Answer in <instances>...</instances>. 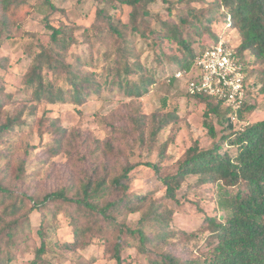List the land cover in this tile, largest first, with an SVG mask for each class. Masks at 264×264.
Returning <instances> with one entry per match:
<instances>
[{"label": "rangeland", "instance_id": "rangeland-1", "mask_svg": "<svg viewBox=\"0 0 264 264\" xmlns=\"http://www.w3.org/2000/svg\"><path fill=\"white\" fill-rule=\"evenodd\" d=\"M168 1L170 4L159 0L149 7L159 16L153 19L151 28L157 27L160 18L178 20L183 5L179 4V0ZM28 4L30 7L20 16L22 27L12 28L10 35L0 39V97L1 93L12 97L3 107L0 122L20 116L19 125L6 135V144L0 147V180L10 185L19 198L18 202L24 204L21 213L13 216L23 223L18 231H13L14 243L7 244L5 237L0 239L2 256L10 255L13 258L11 264H29L41 246L39 231L42 230L47 251L40 264H117L113 259L117 240L108 225L103 224L102 230L90 233L86 247L65 250L62 245L73 241L76 218L77 224L84 226L87 212L63 201L48 202L32 210L34 202L30 198L42 200L46 194L58 190H65L67 196L73 197L82 182L92 174L103 176L108 173L113 176L129 163L135 169L125 182L126 193L131 197L147 196L148 205L152 202L158 206L168 222L167 228L161 230L149 225L144 227L150 236L163 232L167 234L162 242L147 244L149 254L143 253L137 240L131 238L122 249L123 264H151L165 252L182 259L204 262L211 245L207 241L208 232H199L200 227L209 216L219 220L225 216L217 208L218 185H199L197 177H188L174 201L166 198V188L160 177L175 174L179 161L196 141L203 149H209L222 135L264 121V95L255 93L252 96L250 105L254 110L246 115V122H239L230 115L226 116L223 124L213 118L218 136L212 140L204 127L206 105L186 95L187 83L194 73L168 80V74L176 66L170 63L159 66L147 46L148 42L137 38L135 44L141 51L143 66L155 70L157 74L155 84L142 98H129L122 92L104 87L98 96H93L81 107L70 103L36 102L33 90L25 85L24 79L34 54L48 43L47 21L59 25L61 20L78 28L74 33L78 41L71 48L68 61L77 64V57H80L82 64L79 67L84 72L106 70L111 58L105 54L107 47L104 43L116 45L117 40L103 25L101 35L84 33L95 23L99 8H110L109 2L28 0ZM186 4L196 8L207 5L205 0L188 1ZM170 5L174 7L173 16H169ZM117 10L108 11L127 18L128 9L117 7ZM227 24L226 15L219 12L218 20L212 25V34L204 33L201 38L186 30L185 36L193 42L196 52H202L220 41L237 47L240 44L239 35ZM169 48L165 49L168 56H176V47ZM248 58L254 61L250 55ZM254 68L258 72L261 66L254 62ZM47 78L50 79V76L47 75ZM165 101L166 106L163 105ZM169 112H176L177 120L164 128L157 140L151 143L152 118L165 117ZM140 116L141 127L138 124ZM54 125L65 129V133L55 131ZM226 150L232 155L236 153L234 147L224 145L223 151ZM147 163L157 166L160 173L145 165ZM122 195L123 192L112 187L106 192V199L114 201ZM115 218L118 224L131 229L140 227L141 213L118 212Z\"/></svg>", "mask_w": 264, "mask_h": 264}, {"label": "trees", "instance_id": "trees-1", "mask_svg": "<svg viewBox=\"0 0 264 264\" xmlns=\"http://www.w3.org/2000/svg\"><path fill=\"white\" fill-rule=\"evenodd\" d=\"M95 1L98 4L109 2L108 10L118 12L117 7H120L129 11L127 18H123L118 14H111L106 8H99L95 23L84 31L85 34L96 32L98 36L102 33L103 25L116 38V45L110 46L103 42L107 47L105 54L110 56L111 64L103 72L96 73L82 71L79 67L82 64L80 57H77V64L70 63L68 58L71 48L77 44L74 33L78 28L61 20L59 25L47 21L45 27L49 33L48 43L46 46L42 45L34 54L32 65L24 79L25 85L33 90V100L36 102L70 103L81 107L93 96H98L104 87L122 92L129 98H142L155 84L157 74L155 70L143 66L141 51L135 44L137 38L148 42L147 46L155 55L159 66H166L167 63L176 66L168 74V80L176 78L178 73L190 76L196 71V60L203 51H195L193 42L186 38L185 31L190 30L201 38L204 33L212 34V25L218 20L219 12L226 15L227 26L239 35L240 44L236 47V53L245 65L248 77L253 78L257 88L255 93L264 95V0H205L207 5L203 8L184 5L193 0H179L183 8L180 9L178 20L160 18L157 27L153 28L150 25L159 16L149 7L159 0ZM162 2L170 4L168 0ZM29 7L28 0H0V39L9 34L12 28L22 27L20 16ZM173 9L171 5L168 7L169 16H173ZM169 47H176V56H168L165 49H170ZM254 62L261 66L258 72L255 71ZM255 93L248 94L244 108L238 113L239 122H246V115L253 112L250 100ZM186 95L206 105L204 127L212 140L217 139L218 132L212 120L217 118L218 123L223 124L229 111L212 97ZM11 99L9 94L1 93L0 121L3 107ZM163 105L166 106L167 102ZM141 118L138 117L139 127L142 125ZM177 118L176 112H169L165 117L154 116L149 133L150 142L154 143L160 132ZM19 119L20 116H17L0 122V147L6 144V135L19 125ZM52 127L58 133H65V129L55 125ZM224 145L234 147L236 153L232 155L227 150L223 151ZM145 165L160 173L157 166L150 163ZM104 168L106 169V165ZM134 169L135 166L128 163L113 176L108 173L103 176L92 174L82 182L73 197L67 196L65 190H58L46 194L42 200L30 198L34 202L32 210L48 202L63 201L87 212L84 226L77 224L76 218L73 241L62 245L65 250L86 247L89 245L86 240L88 235L102 230L105 224L112 229L117 240L113 256L117 264L124 263L122 249L130 243L131 238L137 240L143 253L149 254L146 250L147 244L162 242L167 234L163 232L150 236L144 227L149 225L150 228L161 230L167 228L168 219L165 213L159 212V207L154 203L148 205L147 196L131 197L126 193L125 182L129 180ZM21 171L22 166L19 167V172ZM188 177H197L199 185H218L217 208L224 213V219L209 216L200 227L199 232H208L207 241L211 245L204 262L182 259L165 252L151 264H264V121L222 135L209 149H203L196 141L179 161L177 172L160 177L166 188V198L176 201L178 191ZM112 187L123 192L114 201L106 199V192ZM18 200L11 186L0 180V239L5 237L7 244L14 243L13 231H18V227L23 225L19 219H14L24 207ZM118 212L141 213L140 227L131 229L118 224L115 218ZM39 234L42 243L35 259L29 264H40L47 251L45 235L42 230ZM2 254L0 246V264H11L13 258L10 255L3 257Z\"/></svg>", "mask_w": 264, "mask_h": 264}, {"label": "built area", "instance_id": "built-area-1", "mask_svg": "<svg viewBox=\"0 0 264 264\" xmlns=\"http://www.w3.org/2000/svg\"><path fill=\"white\" fill-rule=\"evenodd\" d=\"M196 71L187 83L189 95L209 96L222 103L232 118L244 108L250 92L255 93L253 78L236 53V47L218 42L201 53L196 60ZM178 73L176 78L183 77Z\"/></svg>", "mask_w": 264, "mask_h": 264}]
</instances>
